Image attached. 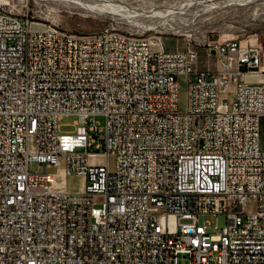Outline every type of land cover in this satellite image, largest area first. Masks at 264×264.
Segmentation results:
<instances>
[{
	"label": "built area",
	"instance_id": "2783aa9c",
	"mask_svg": "<svg viewBox=\"0 0 264 264\" xmlns=\"http://www.w3.org/2000/svg\"><path fill=\"white\" fill-rule=\"evenodd\" d=\"M9 6L0 2V264H264L256 39L207 43L199 68L195 49L166 50L156 35L74 33ZM68 115L73 129L59 133ZM70 176L79 190L66 188ZM206 215L224 225L208 232Z\"/></svg>",
	"mask_w": 264,
	"mask_h": 264
},
{
	"label": "rangeland",
	"instance_id": "374dc122",
	"mask_svg": "<svg viewBox=\"0 0 264 264\" xmlns=\"http://www.w3.org/2000/svg\"><path fill=\"white\" fill-rule=\"evenodd\" d=\"M9 1L13 13L26 14L29 20L38 25H56L66 31L81 34L113 28L123 32L159 36L166 50H181L186 47L195 49L198 52L199 68L204 67V47L212 41L255 38L264 53V0H79V3L92 8L65 0ZM179 5L184 8L181 14L164 18L150 15V12L165 11ZM209 68H212V59L209 60ZM177 83V108L184 110L186 77L179 75ZM229 90H232L231 85ZM74 118L71 115L59 118L57 131L71 132ZM95 121L100 126L103 124L100 116ZM263 136L264 121H261V139ZM108 162L112 165L113 158L109 157ZM27 168L29 172H42V166L35 163H29ZM52 171V168L45 169L46 173ZM80 187L81 179L78 176L67 177L68 190L76 191ZM94 202L97 203L98 200ZM204 220L209 226L208 232H215L224 225L223 215H206Z\"/></svg>",
	"mask_w": 264,
	"mask_h": 264
},
{
	"label": "bare ground",
	"instance_id": "6f19581e",
	"mask_svg": "<svg viewBox=\"0 0 264 264\" xmlns=\"http://www.w3.org/2000/svg\"><path fill=\"white\" fill-rule=\"evenodd\" d=\"M65 1H72V2H75V3L79 4V5H81L82 7L92 8V6H87L85 4H81V2L79 3V0H65ZM0 2L3 3V4H9L10 1L9 0H0ZM106 4L109 5L108 2ZM107 5H104V6H107ZM182 5H183V3H182ZM182 5H179L178 7H175V8L166 9L165 11H153V12H150V15L158 17V18H164L166 16H173L174 14H181L184 11V8L182 7ZM109 7H110V5H109ZM146 13H148V12H146Z\"/></svg>",
	"mask_w": 264,
	"mask_h": 264
}]
</instances>
